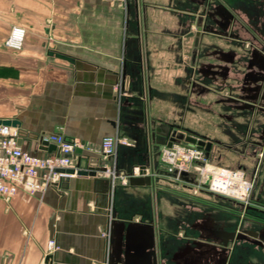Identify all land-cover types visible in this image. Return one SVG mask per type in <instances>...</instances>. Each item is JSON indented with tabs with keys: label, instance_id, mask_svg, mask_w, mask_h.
Listing matches in <instances>:
<instances>
[{
	"label": "crops",
	"instance_id": "obj_1",
	"mask_svg": "<svg viewBox=\"0 0 264 264\" xmlns=\"http://www.w3.org/2000/svg\"><path fill=\"white\" fill-rule=\"evenodd\" d=\"M13 26L25 30L19 51L4 46ZM263 67L264 0H0V122L19 123L30 155L57 156L40 140L59 134L78 142L70 168L116 175L72 174L0 200V264H152L151 252L157 264H220L230 219L204 212L195 174L188 183L154 172L156 134L168 125L211 142L208 158L250 146L254 157ZM203 124L229 140L200 131ZM105 137L130 145L104 158ZM142 166L152 184L130 186ZM259 175L262 190L250 202L261 210L264 157L249 175L254 187ZM177 199L183 213H171ZM49 240L59 249L47 255ZM232 242L227 264H264V247Z\"/></svg>",
	"mask_w": 264,
	"mask_h": 264
},
{
	"label": "built area",
	"instance_id": "obj_2",
	"mask_svg": "<svg viewBox=\"0 0 264 264\" xmlns=\"http://www.w3.org/2000/svg\"><path fill=\"white\" fill-rule=\"evenodd\" d=\"M24 37L25 30L13 26L4 46L19 51L23 47ZM19 138L16 127L0 123V200L8 201L19 192L29 195L41 193L58 183L63 177L69 176L58 170L73 166L72 154L78 147V142L68 141L59 134L43 135L40 143L56 145L59 148V154L40 158L25 152L20 146ZM118 144L130 145L123 139L103 138L100 145L102 156L113 157ZM260 148L261 150L257 153L258 162L264 155V136ZM159 156L160 165L174 178L179 179L182 173L195 174L197 190L242 204L244 207L250 204L255 177H248L242 168L228 169L210 164L204 147L198 143L178 141L171 147L163 146ZM104 169V176L115 178L113 167H104ZM140 172L141 170L136 168L134 175L137 176ZM122 178L123 182H126V178ZM58 249L54 240L47 242V255Z\"/></svg>",
	"mask_w": 264,
	"mask_h": 264
},
{
	"label": "rangeland",
	"instance_id": "obj_3",
	"mask_svg": "<svg viewBox=\"0 0 264 264\" xmlns=\"http://www.w3.org/2000/svg\"><path fill=\"white\" fill-rule=\"evenodd\" d=\"M131 14V12H130ZM256 127L263 126L264 125V119H262L261 116H258ZM200 131L210 132L213 135V138H218V141H228L229 140V134L223 130L222 127L212 124H203L202 126L198 127ZM192 143L195 141L194 135L191 134H185L184 142ZM253 148L250 146V150L248 151L244 147H238L233 148L231 150H225L223 148H216L215 154L210 155L209 163L215 166H221L228 169H237L238 167H244L246 169V174L249 177L251 174V171L253 169H257V163H258V157H253L252 152ZM160 155V148L156 149L153 156V169L154 172L157 175L160 176H167V177H173V175L168 174L163 167L160 165L159 156ZM260 163V161H259ZM180 179L182 181L188 182V183H194V180L189 177V174L182 173L180 175ZM262 177L259 175V181L257 183L256 180V186L254 187L253 194L258 195L262 190ZM163 183H160V186H158V190L163 191ZM182 190V189H181ZM183 191V190H182ZM189 193V192H188ZM186 192V198H188ZM201 196V195H199ZM204 199L197 200L202 206L204 207V212L209 213H219L223 212V214L226 215V218L230 219V225L229 228L232 231H247V230H253L257 231L260 234H264V209L262 208L261 211H258V213L254 212H247L245 210H239V211H233L231 205L226 204V202H223L222 198H219L214 195L205 194L202 195ZM176 201V209L171 210V213H183V209L179 208V205L183 201H180L177 199ZM204 200V201H202ZM181 204V205H182ZM231 207V208H230ZM257 209H259L257 207ZM238 215V217H236ZM240 217V218H239ZM264 251V249H262Z\"/></svg>",
	"mask_w": 264,
	"mask_h": 264
},
{
	"label": "water",
	"instance_id": "obj_4",
	"mask_svg": "<svg viewBox=\"0 0 264 264\" xmlns=\"http://www.w3.org/2000/svg\"><path fill=\"white\" fill-rule=\"evenodd\" d=\"M259 82H261L262 84H264L263 79H259L257 80ZM256 81V82H257ZM257 94H260L261 100H264V86H261L260 88H258ZM263 109H261L264 112V107H262ZM4 125H8V126H12V127H18V132H19V137H20V130H19V123L17 121H4V122H0ZM158 136V138L155 140V145L157 147V149L160 146H166V147H171V145L175 142L178 141H182L185 139V134L182 133H177V131L175 129H173L171 126L168 125H162L159 128V132L156 134ZM195 137V136H194ZM198 139V140H197ZM19 142H20V138H19ZM186 142V141H185ZM198 143V145L204 147L206 155L208 156L211 150V146L212 143L209 141H205V138H197L195 137V141H193L191 144H195ZM42 146H44L46 149L52 150L54 148V146L49 145L48 143H41ZM79 166V164H77V167ZM141 172L139 173L138 176H133L130 177L128 180V183L130 186H150L152 184V178L150 175H147L146 172V167L142 166L141 168ZM104 168H96L95 166H87V168L85 170H76V174L80 175V176H91V177H96L98 179H102L103 178V172H104ZM60 173H64L66 175H72L75 172V169L70 168V169H62V170H58ZM69 178H62V181H67ZM220 234V233H219ZM233 234H226L225 233V237H232ZM231 241H233V239H231ZM259 243V242H257ZM151 256H152V264H157L156 262V258L154 255V252H151ZM50 257V256H48Z\"/></svg>",
	"mask_w": 264,
	"mask_h": 264
},
{
	"label": "flooded vegetation",
	"instance_id": "obj_5",
	"mask_svg": "<svg viewBox=\"0 0 264 264\" xmlns=\"http://www.w3.org/2000/svg\"><path fill=\"white\" fill-rule=\"evenodd\" d=\"M263 69H264V67H263ZM261 78L264 81V75L256 76L255 80H259ZM260 98H261L260 94H257V96L255 97V99H257V100H256L255 105H254L256 108H259V109L261 106H258L257 103H259ZM263 136H264V132H263L262 137ZM261 140H262V138H261ZM261 140L259 142V146L261 145ZM256 156H257V154L255 152L254 157H256ZM263 157H264V155H263ZM261 161H262V159L260 160V163L259 162L257 163V165H256L257 169H258L259 165L261 164ZM222 200H223V202H226V204L234 207V208H232L233 211L245 210L247 212H254V213H258V211H261V210L257 209V207L251 202L248 206L244 207L242 204L232 202L230 200H226V199H222ZM261 212H263V211H261ZM236 217H238V215H236ZM231 239H233V242H240V243L250 244L253 246L264 247V234H260L257 231H253V230H247V231L236 230V231H234V234L232 235V237H230V236L224 237L221 241V248L224 249V258H223V260L220 261V264H227V261H228L227 250L229 248V244H230ZM257 242H259V243H257ZM208 243H211V242L207 241L206 244H208Z\"/></svg>",
	"mask_w": 264,
	"mask_h": 264
}]
</instances>
